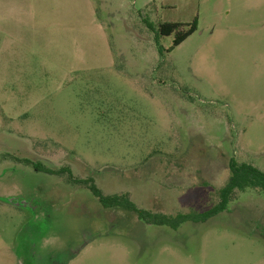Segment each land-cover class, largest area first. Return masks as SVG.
Wrapping results in <instances>:
<instances>
[{"label":"rangeland","instance_id":"374dc122","mask_svg":"<svg viewBox=\"0 0 264 264\" xmlns=\"http://www.w3.org/2000/svg\"><path fill=\"white\" fill-rule=\"evenodd\" d=\"M232 159L264 172V0H0V264H264V193L173 230L85 184L200 215Z\"/></svg>","mask_w":264,"mask_h":264},{"label":"trees","instance_id":"16d2710c","mask_svg":"<svg viewBox=\"0 0 264 264\" xmlns=\"http://www.w3.org/2000/svg\"><path fill=\"white\" fill-rule=\"evenodd\" d=\"M146 24L149 30L156 33V36L158 37L175 35L173 45L168 52H171L180 46L197 30V20H194L193 23L187 25L181 23H164L155 27L152 23L146 22ZM34 168L36 171H41L50 175L57 173L53 170L44 168L41 165H35ZM66 172L70 173L69 170H66ZM229 172L230 175L227 183L218 190L219 203L209 212L200 215L192 213L167 216L161 213H153L148 210L139 209L131 201L128 194L105 196L95 185L93 180L89 179L85 182V184L89 187L90 192L98 199L104 208H108V210H121L131 214L133 213L146 224L153 226H166L173 230H177L186 222H204L207 218L226 211L236 192L245 193L253 190L264 193V172L259 168L246 163H238L235 159H232L229 162Z\"/></svg>","mask_w":264,"mask_h":264}]
</instances>
